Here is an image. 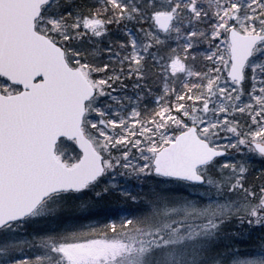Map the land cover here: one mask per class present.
Segmentation results:
<instances>
[{
  "label": "snow or ice",
  "instance_id": "6c2138e0",
  "mask_svg": "<svg viewBox=\"0 0 264 264\" xmlns=\"http://www.w3.org/2000/svg\"><path fill=\"white\" fill-rule=\"evenodd\" d=\"M234 38L244 45L239 58ZM198 60L205 70L194 77ZM62 73L82 84L77 121L97 161L88 175H76L66 153H57L62 170L37 171L39 124ZM188 134L206 155L179 168L169 154ZM61 141L84 154L75 135ZM121 174L188 193H119L143 204L141 224L153 221L142 233L149 264H264V0H0V264H144L147 253L124 240L108 259L69 253L108 240L109 227L115 236L117 221L98 232L85 205L117 192Z\"/></svg>",
  "mask_w": 264,
  "mask_h": 264
},
{
  "label": "water",
  "instance_id": "95a60500",
  "mask_svg": "<svg viewBox=\"0 0 264 264\" xmlns=\"http://www.w3.org/2000/svg\"><path fill=\"white\" fill-rule=\"evenodd\" d=\"M31 11L30 4H26L21 9V13L25 17ZM160 17L166 19V14H160ZM33 39L41 53L56 58L58 50L47 38L34 34ZM243 49V43L234 38L233 55L239 58L243 53ZM81 89V81L75 73H62L60 87L55 94L54 102L49 104L39 124L35 160L37 171L41 174L49 175L54 170L63 169V164L53 151V148L57 145L56 138L60 133H64L66 136L75 135L76 140L81 141V146L85 149L82 156L80 153V160L71 166L73 172L76 175H88L95 171L96 158L87 142L82 140L77 121L78 108L76 101L80 96ZM178 140L179 144L169 154L174 166L184 168L206 155L205 149L194 134L178 136ZM77 150L80 152L79 148Z\"/></svg>",
  "mask_w": 264,
  "mask_h": 264
},
{
  "label": "trees",
  "instance_id": "16d2710c",
  "mask_svg": "<svg viewBox=\"0 0 264 264\" xmlns=\"http://www.w3.org/2000/svg\"><path fill=\"white\" fill-rule=\"evenodd\" d=\"M82 5H90L95 2V0H80ZM111 6V5H110ZM92 11L103 12L102 7L98 6ZM113 29V39L119 36L120 33L115 30V25L111 26ZM118 43V41H117ZM167 45H161V51ZM149 67L146 69L149 82L154 86L159 84L160 81L157 78V73L155 66L152 65L151 60L148 62ZM162 87V84H161ZM153 93H148V103L151 105L152 100L151 96ZM103 103V101H102ZM151 111V108L149 109ZM258 166V161L256 162ZM121 191L109 193L107 196L101 198L98 201L92 202L90 205L86 203V207L95 213V215L90 217L92 222H96L100 225L97 228L98 232H103V225L106 221L116 220V232L113 236L112 230L109 227L108 229V241L114 237H122L127 242V246L133 252H136L137 255L140 253H147L144 264H149L151 259L150 245L148 244V237L142 235L145 232L150 224L153 222L151 220H145L143 224L139 222V218L142 217L144 212V206L142 203L133 202L131 199L125 198L123 195H120ZM130 192L136 194L140 197L148 196L149 198H154L163 194H176L184 193L187 195V191L180 186L175 185L172 182L161 180L155 176L153 177H143L139 180H135L130 188ZM69 211L74 212L75 209H70ZM151 216V214H149ZM128 216L137 217V220H134L131 225L121 224L120 221L125 219ZM175 246V245H174ZM189 246V245H188Z\"/></svg>",
  "mask_w": 264,
  "mask_h": 264
},
{
  "label": "rangeland",
  "instance_id": "374dc122",
  "mask_svg": "<svg viewBox=\"0 0 264 264\" xmlns=\"http://www.w3.org/2000/svg\"><path fill=\"white\" fill-rule=\"evenodd\" d=\"M204 67L201 64V62L198 60L196 63V67L192 69V74L195 77L197 71H204ZM184 88H187V85L183 86ZM162 90V87H161ZM56 155L57 153H66L67 156L71 159L73 166L77 163L76 158L80 157V152L76 149L75 144L73 141H61L57 143L55 148ZM58 159L59 156L57 155ZM64 163H68V160H65ZM117 172L122 173L121 169H117ZM143 177H133L121 174L119 177V184L121 188L119 191H130V188L132 184L135 182V180H139ZM125 240L122 237H114L111 238L109 241L100 239L94 244H88L83 246H78L75 248H72L69 250L70 255L76 259V260H85L91 257H95L97 255H104L106 259H108L110 256H113L115 254H118L120 250V241ZM190 246V245H189Z\"/></svg>",
  "mask_w": 264,
  "mask_h": 264
},
{
  "label": "bare ground",
  "instance_id": "6f19581e",
  "mask_svg": "<svg viewBox=\"0 0 264 264\" xmlns=\"http://www.w3.org/2000/svg\"><path fill=\"white\" fill-rule=\"evenodd\" d=\"M56 148V147H55Z\"/></svg>",
  "mask_w": 264,
  "mask_h": 264
}]
</instances>
